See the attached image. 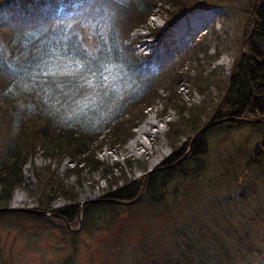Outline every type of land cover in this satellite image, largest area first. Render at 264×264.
I'll list each match as a JSON object with an SVG mask.
<instances>
[{
  "label": "trees",
  "instance_id": "trees-1",
  "mask_svg": "<svg viewBox=\"0 0 264 264\" xmlns=\"http://www.w3.org/2000/svg\"><path fill=\"white\" fill-rule=\"evenodd\" d=\"M227 4L230 0H86L78 18L55 16L54 9L25 18L0 17V229L22 236L30 230L34 237L58 229L70 240L75 235L70 228L77 224L87 233L106 230L115 210L127 206L124 202L155 204L170 179L187 172L199 174L208 140L248 127L261 139L252 145L246 168L231 176L228 198L222 197L215 210L206 205L208 226L177 228L168 251L141 248L135 257L137 264H264V0L249 1L244 50L232 62L218 102L203 114L205 129L196 131L191 145L187 141L161 165L182 159L176 167L136 181L121 179L120 186L109 183L96 200L79 202L66 194L67 204L52 208L54 195L65 196L67 185L57 181L49 165L32 166L39 194L36 207H8L10 193L23 183V167L36 154L56 165L68 159L73 166L66 173H74L78 163L87 164L105 135L114 144H123L132 124L121 116L135 111V119H140L143 106L158 98L160 87L175 101L173 84L186 80L179 70L172 72L173 66L163 65L152 75L149 65L158 59L155 52L136 55L126 44L134 29L145 27L157 5L166 25L152 34L155 44L163 45L182 18ZM40 7L38 0H0V14ZM82 27H87L92 45L84 43ZM56 62L79 66L81 74H47ZM212 79L198 73L192 82L199 92ZM187 111V119L182 120V112L179 125L169 128V139L196 127L199 107Z\"/></svg>",
  "mask_w": 264,
  "mask_h": 264
},
{
  "label": "rangeland",
  "instance_id": "rangeland-1",
  "mask_svg": "<svg viewBox=\"0 0 264 264\" xmlns=\"http://www.w3.org/2000/svg\"><path fill=\"white\" fill-rule=\"evenodd\" d=\"M38 1L41 7L37 11L4 12L0 17L25 18L35 16L34 14L45 15L54 9L55 16L62 17L65 14L66 17L72 15L78 18L84 13L81 7L86 0ZM249 1L230 0V4L225 5V8L205 11L204 14L209 15L210 19L204 21L202 19L204 16L199 15L200 18L195 21L199 22L201 19L202 23L199 22L195 26L186 24L190 18L181 20L172 29V35L163 45L155 44L156 39L152 34L166 25V17L157 5L147 17L145 27L134 29L126 44L136 55L155 51L158 61L149 66L152 75L163 65V68L167 69L173 66L172 72L179 70L178 73L186 80L179 81L177 85L173 84L172 95L175 101L170 100V95L160 87L157 90L158 98L143 106L140 119H135L137 115L135 111L132 112L133 115L121 116L122 120L131 119L129 124H132V128L126 141L120 145L114 144L106 135L100 138L87 164L78 163L74 173H66V170L73 166L68 159H63L56 165L36 154L31 162L23 167V183L10 193L8 207L10 209L36 207L39 194L35 180L30 174L32 166L40 168L49 165L57 181L67 185L65 196L59 193L54 195L52 208L66 205V194L67 197L75 196L79 202L96 200L105 194L109 183L113 185L115 182L120 186L121 179L136 181L142 177H149L159 169L176 167L182 159L161 165L172 154L178 153L187 141L189 145L192 144L194 133L207 122L203 114H208L221 96L220 87L229 73L235 56L240 50H244L241 43L245 34L247 17L245 12ZM68 7L70 9L65 12ZM87 33V27L80 28L79 34L84 43L92 45L94 40L88 38ZM170 72L169 70L167 76ZM198 73H201L202 77L210 74L214 81L199 92L192 82ZM175 105L177 108H173ZM196 106L202 114L197 119L196 127L180 131L174 138L169 139L167 136L169 128L178 126V122L181 121L179 114L183 112L182 120L187 119L190 115L187 110ZM180 109L183 111L178 113ZM148 116L154 117L156 129H151V136L142 137L145 149L138 144L133 153L128 154L126 146L134 139L136 129ZM260 139L261 137L255 136L248 127H243L208 140L206 151L201 156L202 163L204 161L203 170L199 174L187 172L185 176L170 179L164 185L158 203L136 204L134 201L127 206H119L115 210L111 226L106 230L102 228L87 233L86 228L83 229L77 224L70 228L71 231L68 230L75 234L73 240H70V235H63L58 229H53L49 233L37 232L35 237L31 235L30 230H24L25 236H22L13 230L0 229V264H137L138 258L135 256L141 248L166 252L174 238L175 229L186 230L188 225L208 226L206 213L209 208L206 205L210 207V211L215 210L217 202L222 200V197L228 198L232 186L231 176L233 178L236 173L246 168L245 161L249 151ZM161 146L165 147L166 154L155 160L158 154L154 149ZM153 160L156 163L150 166ZM95 166L96 170L93 169ZM190 166L186 168L189 169ZM212 203L214 205L210 206ZM58 228L63 229L60 226Z\"/></svg>",
  "mask_w": 264,
  "mask_h": 264
},
{
  "label": "bare ground",
  "instance_id": "bare-ground-1",
  "mask_svg": "<svg viewBox=\"0 0 264 264\" xmlns=\"http://www.w3.org/2000/svg\"><path fill=\"white\" fill-rule=\"evenodd\" d=\"M197 18V17H196ZM204 21L207 20V18H202ZM202 21V20H201ZM189 24L191 26H195L197 23L195 21V18H190L186 24ZM154 128L156 129V123L154 122V117L152 116H148L144 122L136 129V136L134 137V139L126 146L127 149V153L128 154H132L133 150L135 149V147L139 144L141 147H143L145 149L146 145L145 143L142 141V137L143 136H151L152 132L151 129ZM155 152L158 154L157 157L155 158V160L159 159L160 157L163 156V154H166V149L165 147L162 148L161 147H156ZM156 161L153 160V163L150 164V166H152L153 164H155Z\"/></svg>",
  "mask_w": 264,
  "mask_h": 264
},
{
  "label": "snow or ice",
  "instance_id": "snow-or-ice-1",
  "mask_svg": "<svg viewBox=\"0 0 264 264\" xmlns=\"http://www.w3.org/2000/svg\"><path fill=\"white\" fill-rule=\"evenodd\" d=\"M71 63V61L69 62ZM47 74H51V75H79L81 74V69L79 66H77L76 68H72L69 66V64H64V63H53L48 67V73Z\"/></svg>",
  "mask_w": 264,
  "mask_h": 264
},
{
  "label": "water",
  "instance_id": "water-1",
  "mask_svg": "<svg viewBox=\"0 0 264 264\" xmlns=\"http://www.w3.org/2000/svg\"><path fill=\"white\" fill-rule=\"evenodd\" d=\"M244 42H245V41H244ZM244 42L242 43L241 48L243 47ZM257 121H259V120H257ZM257 121H256V122H257ZM215 123H216V122H214V123H212V124H215ZM203 129H205V127H203L202 130H203ZM133 202H134V201H131V202H124L123 204H132Z\"/></svg>",
  "mask_w": 264,
  "mask_h": 264
}]
</instances>
